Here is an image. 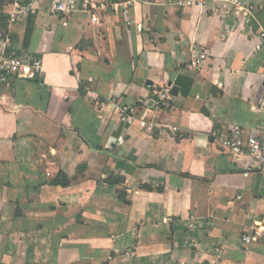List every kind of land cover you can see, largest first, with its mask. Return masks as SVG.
<instances>
[{"label":"crops","instance_id":"obj_1","mask_svg":"<svg viewBox=\"0 0 264 264\" xmlns=\"http://www.w3.org/2000/svg\"><path fill=\"white\" fill-rule=\"evenodd\" d=\"M61 1L79 10L51 14ZM84 1L0 0V55L42 60L0 86V264H264V239L243 243L264 229V167L211 138L264 130V0L224 17L214 2L92 0L127 4L130 25L122 8L93 23ZM16 2L37 10L9 25ZM165 86L171 111L154 102ZM113 99L154 134L99 105Z\"/></svg>","mask_w":264,"mask_h":264},{"label":"built area","instance_id":"obj_2","mask_svg":"<svg viewBox=\"0 0 264 264\" xmlns=\"http://www.w3.org/2000/svg\"><path fill=\"white\" fill-rule=\"evenodd\" d=\"M209 2L224 4L221 9V17L227 16L230 12L241 13L244 15H251L253 13V7L245 6L243 0H186L178 1L176 4L181 8L197 7L204 8ZM110 8L113 11L119 12L122 8L123 14L126 16V24L130 25L129 8L125 4L123 6L105 3L96 4L92 0H85L82 4V9L90 13L92 22L95 24L100 23V17L98 11L107 10ZM37 10L36 5L32 2H16L13 5V12L10 14L8 20L9 25H14L21 17L30 13H35ZM50 13L54 15H63L65 17L71 16L77 10L78 5L75 1L69 3L55 2L50 7ZM3 33L0 32V40H2ZM7 41V40H6ZM264 46V32L259 36V42L257 49H261ZM207 59L206 54H201L190 65V69H198ZM42 72V60L35 59L31 62L25 61L19 56H9L6 54L0 55V86L5 89L12 87V80L14 78L20 80H35ZM155 105L157 109H164L171 111L174 108L175 96L170 86H165L163 89L156 91L155 93ZM4 98L0 92V100ZM101 107L114 108L118 112L119 119L122 122L132 124L138 122L140 127L144 129L149 136H152L157 129L158 125L145 118H139L138 108L136 106L124 105L117 106L116 100L100 101ZM172 134H179L180 129L176 126L170 128ZM213 141L218 143L220 147L230 153L235 162H240L241 159L247 157L254 161V163L264 167V130L255 135H248L240 126L233 127L230 131H213L211 133ZM248 174H245L247 176ZM264 239V229L260 223L254 224L250 227L248 233L243 236V243L246 246H250L253 243H258ZM216 254H221V249H216ZM219 257V256H218Z\"/></svg>","mask_w":264,"mask_h":264},{"label":"trees","instance_id":"obj_3","mask_svg":"<svg viewBox=\"0 0 264 264\" xmlns=\"http://www.w3.org/2000/svg\"><path fill=\"white\" fill-rule=\"evenodd\" d=\"M121 181L123 182L124 179H119V178L116 179V178H112V177L109 178V182H110V183H113V184H117V183H119V182H121Z\"/></svg>","mask_w":264,"mask_h":264}]
</instances>
